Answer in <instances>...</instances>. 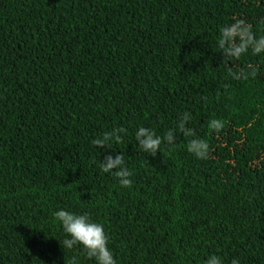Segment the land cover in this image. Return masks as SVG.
<instances>
[{
  "label": "trees",
  "instance_id": "1",
  "mask_svg": "<svg viewBox=\"0 0 264 264\" xmlns=\"http://www.w3.org/2000/svg\"><path fill=\"white\" fill-rule=\"evenodd\" d=\"M237 19L264 36V0H0V264H96L61 245V209L102 224L116 264H264V53L227 61ZM140 127L176 141L153 156ZM120 154L130 187L100 168Z\"/></svg>",
  "mask_w": 264,
  "mask_h": 264
},
{
  "label": "clouds",
  "instance_id": "2",
  "mask_svg": "<svg viewBox=\"0 0 264 264\" xmlns=\"http://www.w3.org/2000/svg\"><path fill=\"white\" fill-rule=\"evenodd\" d=\"M220 33L218 42L220 48L227 53V61L239 60L249 51L253 55L264 53V36L257 37L252 31V26L244 19H237L234 23L222 27ZM239 71L244 73L241 79L246 80L249 76L255 77L257 70L251 68V70L246 71L244 68H240ZM228 72L234 79H237L231 68L228 69ZM183 117L176 128V132L178 130L186 137H195V131L186 127V122L191 119L190 114L185 112ZM209 127L213 131L219 132L223 128V123L213 119L209 122ZM120 131L126 132V129L121 128ZM135 138L139 142V147L153 156L157 154L162 143L166 142L171 145L176 141L172 129H169L163 136H158L155 131L146 127H140L135 133ZM113 140L120 142L122 137L108 133L104 140L94 139L92 143L96 147H104L106 141L112 142ZM188 151L199 159H208L210 154L209 144L199 138H193L189 141ZM100 168L105 173H114L121 186H131V172L126 167L123 154L116 155L114 158L111 155L107 156L101 162ZM54 217L60 222L63 231L67 234V238L60 242L63 247L71 249L80 245L88 258L94 259L96 264H116V260L108 247L109 237L102 224L93 222L87 214H76L64 209L56 211ZM72 264H75V261ZM205 264H223V262L220 257L212 255L205 261ZM231 264H239V260L234 258Z\"/></svg>",
  "mask_w": 264,
  "mask_h": 264
}]
</instances>
